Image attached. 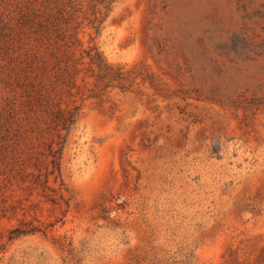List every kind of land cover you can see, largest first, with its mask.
I'll return each instance as SVG.
<instances>
[{
  "label": "rangeland",
  "instance_id": "rangeland-1",
  "mask_svg": "<svg viewBox=\"0 0 264 264\" xmlns=\"http://www.w3.org/2000/svg\"><path fill=\"white\" fill-rule=\"evenodd\" d=\"M95 44L132 90L86 103L62 159L67 208L0 192V264L254 260L264 251V0H120ZM4 100L0 86V111ZM19 226L37 231L11 239Z\"/></svg>",
  "mask_w": 264,
  "mask_h": 264
},
{
  "label": "trees",
  "instance_id": "trees-1",
  "mask_svg": "<svg viewBox=\"0 0 264 264\" xmlns=\"http://www.w3.org/2000/svg\"><path fill=\"white\" fill-rule=\"evenodd\" d=\"M120 0H0V192L15 187L20 200L37 198L67 208L64 150L90 100L130 92L134 82L95 44ZM167 0H164V2ZM84 42L81 38L87 35ZM8 208H3L6 214ZM16 208H12V215ZM21 224H23L21 222ZM34 228L11 229V239ZM237 255L232 264H264Z\"/></svg>",
  "mask_w": 264,
  "mask_h": 264
}]
</instances>
